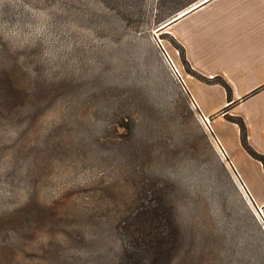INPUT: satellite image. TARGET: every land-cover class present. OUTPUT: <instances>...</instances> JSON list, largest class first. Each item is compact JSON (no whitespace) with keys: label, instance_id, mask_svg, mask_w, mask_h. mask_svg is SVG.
I'll return each instance as SVG.
<instances>
[{"label":"rangeland","instance_id":"1","mask_svg":"<svg viewBox=\"0 0 264 264\" xmlns=\"http://www.w3.org/2000/svg\"><path fill=\"white\" fill-rule=\"evenodd\" d=\"M198 1L0 0V264H123L151 185L191 248L177 264H264V223L158 45Z\"/></svg>","mask_w":264,"mask_h":264},{"label":"crops","instance_id":"2","mask_svg":"<svg viewBox=\"0 0 264 264\" xmlns=\"http://www.w3.org/2000/svg\"><path fill=\"white\" fill-rule=\"evenodd\" d=\"M165 32L185 49L191 68L211 81L186 71L171 39L158 44L177 61L180 90L209 119L214 146L225 149L223 160L264 223V166L243 147L241 127L231 120L243 121L249 145L264 155V0H210Z\"/></svg>","mask_w":264,"mask_h":264},{"label":"trees","instance_id":"3","mask_svg":"<svg viewBox=\"0 0 264 264\" xmlns=\"http://www.w3.org/2000/svg\"><path fill=\"white\" fill-rule=\"evenodd\" d=\"M174 21L170 22V24ZM162 28L161 30H164L165 27L163 26ZM172 42L180 51L181 60L186 71L206 82H211L191 68L186 58L185 49L175 40ZM231 120L237 122L241 127L243 147L264 166V155L255 151L247 141V132L243 121L234 118H231ZM154 186H150L152 198L146 203L142 202L139 204L136 214L131 216V219L129 218L128 224L124 227L128 235V241L123 254V264H177V258L182 253H185V259L189 253H192L191 248L188 252L186 244L181 239L176 210L170 200L168 190L167 192H158ZM187 260L190 261L191 259L187 258L186 262Z\"/></svg>","mask_w":264,"mask_h":264},{"label":"built area","instance_id":"4","mask_svg":"<svg viewBox=\"0 0 264 264\" xmlns=\"http://www.w3.org/2000/svg\"><path fill=\"white\" fill-rule=\"evenodd\" d=\"M166 59H167L170 70L172 71L174 76L177 78V80L179 82H181L182 77H181L179 66L176 64V62L168 54L166 55ZM203 121H204V125L206 127L210 126V121L207 117L203 116ZM218 151H219L221 157L223 159H225L226 158L225 149L222 146H218Z\"/></svg>","mask_w":264,"mask_h":264},{"label":"water","instance_id":"5","mask_svg":"<svg viewBox=\"0 0 264 264\" xmlns=\"http://www.w3.org/2000/svg\"><path fill=\"white\" fill-rule=\"evenodd\" d=\"M206 1H208V0H199L198 2H196L195 4L189 6L188 8H186L185 10H183L182 12H179V13H178L174 18H172L171 20H169V21L165 22L164 24H162V25H161V28H162L163 26L167 25L168 23L174 21L175 19L179 18L181 15H183V14H185V13L191 11L192 9H194V8H196V7H198V6H200L201 4L205 3Z\"/></svg>","mask_w":264,"mask_h":264},{"label":"bare ground","instance_id":"6","mask_svg":"<svg viewBox=\"0 0 264 264\" xmlns=\"http://www.w3.org/2000/svg\"><path fill=\"white\" fill-rule=\"evenodd\" d=\"M191 11H193V9H192ZM191 11H189V12H187V13H185V14L181 15L179 18H177V19H175V20L177 21V20L181 19V18H182V17H184L185 15L189 14ZM176 21H174V22H176ZM174 22H173V23H174ZM173 23H171V24H173ZM168 24H169V25H168ZM168 24H167V25H165L164 27H165V28H167L168 26H170V25H171L170 23H168Z\"/></svg>","mask_w":264,"mask_h":264}]
</instances>
